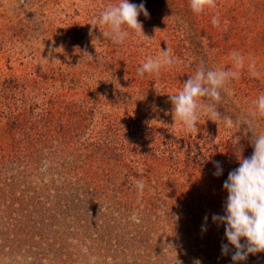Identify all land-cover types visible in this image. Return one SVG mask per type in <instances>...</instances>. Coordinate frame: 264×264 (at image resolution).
Segmentation results:
<instances>
[{
  "label": "rangeland",
  "instance_id": "374dc122",
  "mask_svg": "<svg viewBox=\"0 0 264 264\" xmlns=\"http://www.w3.org/2000/svg\"><path fill=\"white\" fill-rule=\"evenodd\" d=\"M116 2L0 0V264H234L212 216L224 215L223 183L238 152L252 155V133L202 116L189 134L168 95L201 62L230 69L235 50L245 69L217 107L234 121L246 113L264 92V0H216L201 14L188 0H129L145 5L148 38L129 30L122 45L90 25ZM166 48L178 62L141 78ZM236 264H264V252Z\"/></svg>",
  "mask_w": 264,
  "mask_h": 264
},
{
  "label": "clouds",
  "instance_id": "9594fccd",
  "mask_svg": "<svg viewBox=\"0 0 264 264\" xmlns=\"http://www.w3.org/2000/svg\"><path fill=\"white\" fill-rule=\"evenodd\" d=\"M189 7L195 14H201L206 9H215L216 0H188ZM149 16L143 3L133 4L129 0H118L108 4L90 23L93 27L106 28L103 36L113 43L122 45L130 36V31L137 37L148 38L143 31L142 23L138 16ZM214 27H219V16L212 18ZM245 57L233 50L230 53L232 67L225 69L209 68L203 62L196 68L193 75L182 84V88L174 94H169V100L173 105L172 114L175 122H179L182 129L189 133L199 131L197 124L202 116L211 120L219 127L222 122L228 130L240 129L242 125L252 133L251 144L253 153L249 157L240 156L237 153L239 167L231 170L223 188L227 191V199L224 204V215L213 214L215 223L225 225V236L228 244H222V254L227 255L229 245L235 251L231 259L236 262L245 261L249 254L264 252V131L257 132L256 128L260 120H264V92L251 101L247 112L238 116L234 121L230 116H224L217 105L222 101V92L232 95V90L227 85L239 80L241 72L245 69ZM177 59L171 54V50H161L155 57H149L137 68V74L142 78L150 74L159 78L162 69H166L177 63ZM247 70L251 77L259 79L260 71L257 69L255 59L247 64ZM239 136H233L232 141L238 144ZM215 176L223 172L220 162H214ZM137 186L143 188V182L137 181ZM207 221V216L205 217ZM243 241V242H242ZM196 264H199L197 261Z\"/></svg>",
  "mask_w": 264,
  "mask_h": 264
},
{
  "label": "trees",
  "instance_id": "16d2710c",
  "mask_svg": "<svg viewBox=\"0 0 264 264\" xmlns=\"http://www.w3.org/2000/svg\"><path fill=\"white\" fill-rule=\"evenodd\" d=\"M105 140L107 141V142H109V143H113L114 141H113V139H110V138H105ZM130 140V139H129ZM113 141V142H112ZM131 141V140H130ZM98 147H101L100 148V150H107L106 152H111V150H110V148H109V145H107V143H105V142H102V145L101 144H99L98 145ZM109 152V153H110ZM169 212V211H168ZM176 215H178L175 211H173V208H171L170 209V213H169V215H168V217L170 218L169 220L171 221H174L175 222V220H174V217L176 216ZM179 220L177 221V222H180V224L182 225V226H186L187 225V222H191V221H189V220H191V216H190V214H180L179 215ZM190 218V219H189ZM143 224H145L144 223V221H143ZM216 228H218V226H215Z\"/></svg>",
  "mask_w": 264,
  "mask_h": 264
}]
</instances>
